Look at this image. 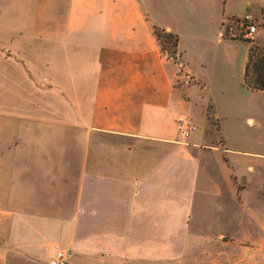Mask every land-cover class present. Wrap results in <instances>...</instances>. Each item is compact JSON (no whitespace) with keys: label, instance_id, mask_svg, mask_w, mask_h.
Returning a JSON list of instances; mask_svg holds the SVG:
<instances>
[{"label":"crops","instance_id":"0c3cea01","mask_svg":"<svg viewBox=\"0 0 264 264\" xmlns=\"http://www.w3.org/2000/svg\"><path fill=\"white\" fill-rule=\"evenodd\" d=\"M245 14L264 38V0H0V264L264 246V91L227 25ZM153 26L178 36L181 66Z\"/></svg>","mask_w":264,"mask_h":264},{"label":"rangeland","instance_id":"374dc122","mask_svg":"<svg viewBox=\"0 0 264 264\" xmlns=\"http://www.w3.org/2000/svg\"><path fill=\"white\" fill-rule=\"evenodd\" d=\"M227 25L232 26L236 34H240L242 26L239 20L228 21ZM260 32L261 28L258 23L257 33L247 39H251L252 44L264 46V38L258 36ZM252 232L253 230L250 231ZM211 244L209 253L199 252L197 254V264H264V246L261 238L227 236L215 238Z\"/></svg>","mask_w":264,"mask_h":264},{"label":"trees","instance_id":"16d2710c","mask_svg":"<svg viewBox=\"0 0 264 264\" xmlns=\"http://www.w3.org/2000/svg\"><path fill=\"white\" fill-rule=\"evenodd\" d=\"M153 34L161 51H168L171 54L176 52L178 42L176 34L157 26H153ZM243 40L249 43V55L245 66L244 82L248 87L264 91V46L252 44L251 39L244 38Z\"/></svg>","mask_w":264,"mask_h":264},{"label":"built area","instance_id":"2783aa9c","mask_svg":"<svg viewBox=\"0 0 264 264\" xmlns=\"http://www.w3.org/2000/svg\"><path fill=\"white\" fill-rule=\"evenodd\" d=\"M239 21L242 26L240 34L245 38L253 37L257 32V25L253 17L250 14H245ZM231 31L232 33L234 32L233 28ZM162 56L177 62L181 66L177 51L174 54L168 51H162ZM183 77H187L186 74ZM193 128L194 126H192L190 120L186 117H180L176 120V130L182 139L187 138ZM68 256L69 252L59 250L49 258L48 264H68Z\"/></svg>","mask_w":264,"mask_h":264}]
</instances>
